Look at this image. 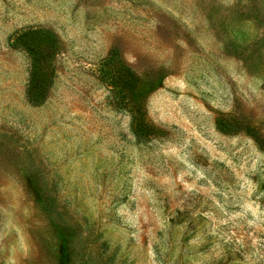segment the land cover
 <instances>
[{
    "label": "rangeland",
    "instance_id": "1",
    "mask_svg": "<svg viewBox=\"0 0 264 264\" xmlns=\"http://www.w3.org/2000/svg\"><path fill=\"white\" fill-rule=\"evenodd\" d=\"M0 264H264V0H0Z\"/></svg>",
    "mask_w": 264,
    "mask_h": 264
},
{
    "label": "trees",
    "instance_id": "2",
    "mask_svg": "<svg viewBox=\"0 0 264 264\" xmlns=\"http://www.w3.org/2000/svg\"><path fill=\"white\" fill-rule=\"evenodd\" d=\"M19 44L31 59L27 99L32 104H39L45 99L52 83L50 66L58 49L57 41L47 31H28L19 37ZM228 128L218 126L222 133H227Z\"/></svg>",
    "mask_w": 264,
    "mask_h": 264
}]
</instances>
